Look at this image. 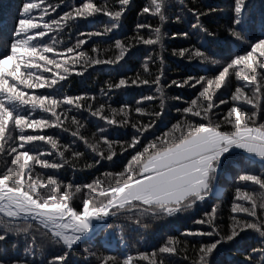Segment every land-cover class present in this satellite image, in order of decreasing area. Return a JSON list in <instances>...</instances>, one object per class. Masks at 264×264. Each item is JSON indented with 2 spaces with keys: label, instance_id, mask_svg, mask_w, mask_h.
Instances as JSON below:
<instances>
[{
  "label": "snow or ice",
  "instance_id": "obj_1",
  "mask_svg": "<svg viewBox=\"0 0 264 264\" xmlns=\"http://www.w3.org/2000/svg\"><path fill=\"white\" fill-rule=\"evenodd\" d=\"M130 3L131 0H77L76 4L68 0H22L11 28L0 26V141H4L0 144V152H6L10 157V163L0 170V264H70L69 254L100 230L101 225L94 224V221L107 224V218L119 213L131 214L137 224L142 220L170 222L193 212L213 196L220 199L215 185L225 165L237 159L242 163L245 155L248 159L258 157L264 163V104L261 103L264 97V21L260 34L256 35L249 16L250 0H233L226 31L232 42L237 44V51H228L221 59H217L214 52L208 55L201 50L207 48L211 51V44L215 43L209 39L215 36V32L204 26L201 17L210 16L217 10L211 7L201 10L195 3L192 7L181 3L179 14L174 16L175 21H181L189 14L193 16L192 34L204 36L206 43L196 49H174L172 54L206 61V71L211 75L188 76L182 81L172 80L169 84L163 79L162 53L147 55L142 63L145 75L138 73L134 78L121 76L118 81L108 83L105 92L107 96L113 90H127L132 86H156L160 107L149 110L144 101H152L154 97L141 96L135 102L134 112L139 114V119L134 122H130L132 109L127 104L119 109L109 105V116L105 114L104 103L94 109L88 102L94 101L95 96L86 93L66 95L61 92L63 85L56 87L73 72L83 76L94 65L119 64L131 54L133 43L119 38L115 39L116 54L109 59L89 56L84 51V46L93 36L107 35L121 26ZM61 5L67 9L62 14L57 13ZM172 7V0H149L141 11L158 18L159 25L153 28L146 23L137 24V34L132 41L163 49L168 35L163 31V25L169 19L168 12ZM53 13L57 15L53 16ZM90 17H100L99 22L107 26L102 32H80L74 42L67 44L56 38L69 35L71 40L72 23ZM141 29H148L149 34H141ZM171 35L173 38L177 35L188 37L189 32ZM58 44H64L63 48L58 49ZM91 51L96 52L97 49L93 47ZM136 51L140 52V49ZM150 64L156 65V72L150 71ZM233 76L240 82L234 91L231 90ZM171 85L187 86L196 90L197 95L187 102L186 107L176 109L181 118L157 134V122L164 115L167 101L165 90ZM222 88L225 93H230L228 99L223 98L224 93L217 96ZM35 89L52 91L29 94L28 90ZM174 99L179 100L180 97ZM221 105L228 106L225 113H221ZM245 105L251 107L245 109ZM82 109L103 122L97 126V143H89L79 134L81 125L75 113ZM117 115L119 120L115 118ZM65 121L77 127L71 135L83 140L91 153L96 154L92 157L94 164L104 160L115 165L113 158H119L113 147L116 144L121 155L127 153L130 157L122 165V170L104 174L109 178L106 186L105 181L99 178L83 185L88 196L82 198L79 208L71 200L72 194L82 191L80 185L64 183L54 175H48L45 182L36 172L37 165L43 169H60L69 163L65 157L69 146L64 145V151H60L59 141L53 135L41 134L44 129L67 132ZM117 124L134 130L130 139L108 140L107 129ZM6 130L9 133L7 137ZM149 136L153 138L148 139ZM100 141L106 146L107 155L98 147ZM36 142H45L57 150L56 155L61 162L41 158L44 153L37 151L39 145ZM82 155L80 151H70L71 158ZM86 166L91 168L93 164ZM236 179L245 188L250 183L261 191L253 194L236 187L231 204L234 215L227 232L221 233L218 229L215 221L217 208L213 206L199 218L190 217L193 225L200 227L186 228L182 233L183 240L170 237L150 255L138 253L139 260L164 264L167 258L169 264H173L178 248H188L187 237H200V240L192 242L195 252L192 264H214V253L218 254L226 243L245 256L242 264H264V177L242 170ZM244 202H250L249 206ZM258 208L261 210L259 215ZM241 213L245 215H238ZM9 237L14 238L13 248L23 241L21 255L10 257L2 251ZM44 248L53 250L44 256ZM37 255L42 258L37 259ZM97 259L98 264H119L112 255ZM134 259L133 255H127L123 264H133Z\"/></svg>",
  "mask_w": 264,
  "mask_h": 264
},
{
  "label": "trees",
  "instance_id": "obj_2",
  "mask_svg": "<svg viewBox=\"0 0 264 264\" xmlns=\"http://www.w3.org/2000/svg\"><path fill=\"white\" fill-rule=\"evenodd\" d=\"M56 2V0H53ZM71 4H76L77 0H68ZM149 0H131L130 6L122 18V24L112 33H108L103 36H93L88 44L84 46V51L89 56H94L100 59H109L116 54L115 50V39L119 38L122 41H131L133 48L131 54L126 55L125 60L120 61L119 64L115 65H94L89 68L83 76L77 75L75 72L66 80L60 81L56 86L60 88L63 85L61 92L66 95L80 96L82 94H88V96H95L94 101H88L93 104L95 109L100 103L105 104V114L111 116L109 105L111 108L119 109L122 105L127 104L131 109L130 122H134L139 119V114L134 112L135 102L140 99L141 96L152 95L154 99L152 101H144V104L149 110L160 107V96L155 91L156 86L151 85H140L132 86L127 90H113L109 95L105 96L107 91V84L116 82L121 76L128 78H134L138 73H142L143 60L147 58V55L153 52L162 53L164 58L163 64V79L168 81L169 84L172 80L182 81L188 76H199V75H211L206 71V61L200 59H186L178 55H173V50H179L182 48H201L202 43H206L204 36H197L192 34L191 23L195 22L194 17L186 15L181 21H175L174 16L179 14L181 3L186 4L188 7H192L195 3L201 10L207 7L216 9L217 11L210 16L201 17V20L205 27L215 32V36L209 39L214 40L215 43L211 44V51H207V48H202L206 54L211 53L217 54V59H221L228 51H237V44L232 42L230 34L226 31V27L229 22L230 15L232 14V3L233 0H172L173 7L168 12L169 19L163 25V31L168 35L164 41L163 49H153L152 46H144L142 44H135L132 38L137 34L136 25L139 23H146L151 25L153 28L159 25L158 18L152 17L151 14H143L142 7L146 6ZM22 3V0H0V26H4L8 29L11 28L12 23L15 20L17 8ZM250 12L249 16L253 21L255 34L259 35L261 32V23L264 21V0H250ZM67 10L64 5H61L57 9V13L62 14L63 11ZM57 13H53L56 16ZM101 18H88L87 20H78L72 23L70 29L71 40L69 35H63L56 37L58 40H63L64 44L74 42L80 32L90 31H103L107 26L106 24L100 23ZM141 34L148 35V29L139 30ZM189 32L188 37L177 35L175 38L172 37V33ZM51 35V34H50ZM47 39V37H46ZM64 44H58L57 48L62 49ZM96 48V52H92L91 48ZM140 49L137 52L136 49ZM107 50V51H106ZM151 72H156V65H149ZM231 71V70H230ZM151 79V76H147ZM232 79V91L237 83L234 76ZM199 88V85H197ZM150 89V90H149ZM29 94L35 92L37 94L41 92H50L51 89H35L28 90ZM167 101L164 106V115L157 122L156 132L159 134L161 130H166V126L170 127L171 123H174L177 119L181 118V113L177 112V108L187 106V102L195 98L197 95L196 90L184 87H177L171 85L166 88ZM245 91H249L245 88ZM224 93L223 98L228 99L230 93H225L222 88L217 96ZM180 97L179 100L174 99ZM261 103L264 104V97L261 98ZM225 105L220 106L221 113L227 111ZM245 109L251 106L245 105ZM70 113L69 115H71ZM77 120L80 122L78 129L79 134L85 138L89 143H97L99 140V129L98 125L103 122L98 117H92L91 114L86 110L82 109L80 112L75 113ZM117 120L120 116L115 117ZM199 119V118H196ZM11 127V126H10ZM64 127L68 128L65 132L62 129H44L41 134H50L54 136V139L59 141L58 150L64 151V145L69 146V151L65 152V157L69 159V163H66L60 169H43L39 165L36 166V172L40 174L46 182L48 175H54L55 178L64 183H72L80 185L82 191L80 193L72 194L71 203L79 208L82 204V198L88 196L87 189L83 188V185L91 183L94 179H101L108 182V177L104 174L106 172H117L122 170V165L126 163L128 157L127 153L120 154L121 150L118 144L113 145L115 151L118 154L113 159L116 160V164L112 165L111 162L101 160L100 164L93 163V156L95 153H91V149H88L84 144L83 140L79 137H73L71 133L77 131V127L70 124V121L64 122ZM115 129V130H113ZM29 132L32 130L29 129ZM40 132L41 130H37ZM109 135V141H124L130 139V133L134 131L130 127H126L121 124L113 125L107 129ZM6 130L5 136H8ZM149 136L148 139H152ZM73 141H76L73 143ZM4 141H0L3 144ZM39 147L37 151L43 152L44 155L41 158H46L50 162H61V158L56 155L57 150L51 149V146L45 142H36ZM100 150L105 152L107 155V148L103 141L98 144ZM8 145L5 144V149ZM70 151H80L83 155L80 158H71ZM129 151H132L129 149ZM51 153V154H50ZM6 163H10V157L6 155V152H0V170H3ZM93 164V167L89 168L86 165ZM248 171L251 174H258L264 177V163L261 162L257 157L248 159L247 155L244 156L243 162L239 159L230 162L225 165L224 169L220 172L218 180L215 185V191L220 199L215 196L209 198L207 202L201 203L199 207L195 208L193 212L185 213L180 217H177L170 222L164 221H147L142 220L140 224L136 223V218L131 214L125 216L116 214L107 218V224H102L99 231L94 232V236L89 240L81 242L79 247L71 252L68 256L70 264H98V257L112 255L115 256L119 264H123V260L127 255H133V264H149V261L139 260L137 254L140 252H147L149 255L152 251L159 248L167 242L170 237H176L183 240L182 233L186 228L200 227L193 225L191 216L199 218L203 212L209 211L211 207L217 208L215 221L218 229L221 233L227 232L231 223L232 216L231 204L235 196L236 187H241L243 190L249 193L258 194L261 190L256 185H249L245 188L242 184H239L236 177L241 171ZM250 202H244L245 206H249ZM258 215L261 210L257 209ZM243 216L245 214H238ZM144 224H148V227H144ZM108 225H111L110 227ZM200 237H187L189 245L187 249L178 248V252L173 258V264H192L195 258V252L192 247L194 240H200ZM14 238L9 237L4 249L2 250L7 256H19L22 254L24 249L23 241L21 240L19 246L13 248ZM249 243H254L249 241ZM40 241H37V251L39 252ZM51 248H44V256H48ZM86 250V251H85ZM91 253V255H90ZM41 259L39 255L36 257ZM159 259V257L157 258ZM214 264H242L245 260V256L241 255L235 248L231 247L230 244L226 243L220 248L219 253L213 255ZM164 264H169L168 259L165 258Z\"/></svg>",
  "mask_w": 264,
  "mask_h": 264
},
{
  "label": "rangeland",
  "instance_id": "obj_3",
  "mask_svg": "<svg viewBox=\"0 0 264 264\" xmlns=\"http://www.w3.org/2000/svg\"><path fill=\"white\" fill-rule=\"evenodd\" d=\"M258 159H260V158H258ZM94 224L102 225V222L94 221Z\"/></svg>",
  "mask_w": 264,
  "mask_h": 264
},
{
  "label": "water",
  "instance_id": "obj_4",
  "mask_svg": "<svg viewBox=\"0 0 264 264\" xmlns=\"http://www.w3.org/2000/svg\"><path fill=\"white\" fill-rule=\"evenodd\" d=\"M94 236V234L92 235V237Z\"/></svg>",
  "mask_w": 264,
  "mask_h": 264
}]
</instances>
